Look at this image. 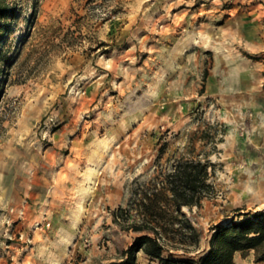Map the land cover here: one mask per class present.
<instances>
[{
    "label": "rangeland",
    "instance_id": "374dc122",
    "mask_svg": "<svg viewBox=\"0 0 264 264\" xmlns=\"http://www.w3.org/2000/svg\"><path fill=\"white\" fill-rule=\"evenodd\" d=\"M9 2L0 264L119 259L137 234L112 212L191 140L211 152L216 194L183 209L201 239L176 258L198 260L217 224L264 218V0ZM214 129L216 150L199 139ZM61 244L70 256L53 263ZM235 263L263 264L253 252Z\"/></svg>",
    "mask_w": 264,
    "mask_h": 264
},
{
    "label": "trees",
    "instance_id": "16d2710c",
    "mask_svg": "<svg viewBox=\"0 0 264 264\" xmlns=\"http://www.w3.org/2000/svg\"><path fill=\"white\" fill-rule=\"evenodd\" d=\"M18 9L9 0H0V58L2 43L16 19ZM3 70L0 69V77ZM3 80L0 79V84ZM1 92V87H0ZM202 131L199 139L217 149L223 134ZM191 140L188 150L158 172L149 182L136 181L127 205L112 212L113 222L123 231L136 233L132 245L120 258L109 264H138L143 253L160 264H236L235 257L254 253L255 262L264 263V218L262 214H240L212 228L209 248L198 260L177 259L176 252L185 255L198 250L201 233L183 212L201 208L206 199L216 194L212 175L216 164L211 152L199 151Z\"/></svg>",
    "mask_w": 264,
    "mask_h": 264
},
{
    "label": "crops",
    "instance_id": "0c3cea01",
    "mask_svg": "<svg viewBox=\"0 0 264 264\" xmlns=\"http://www.w3.org/2000/svg\"><path fill=\"white\" fill-rule=\"evenodd\" d=\"M56 253L53 254V251H51L50 256L52 257V262L53 263H60V262H64L65 260L68 259V257L70 256V251L67 253L65 250V245L61 244L59 245V247L55 250ZM16 256L19 257L20 256V251L17 250L16 252ZM157 264L156 260H151L149 257H147L146 255H144L143 253L139 254V261L138 264ZM263 263V262H261ZM264 264V263H263Z\"/></svg>",
    "mask_w": 264,
    "mask_h": 264
}]
</instances>
